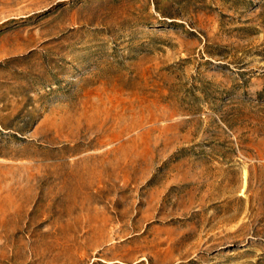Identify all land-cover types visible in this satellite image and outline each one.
<instances>
[{
	"label": "rangeland",
	"instance_id": "rangeland-1",
	"mask_svg": "<svg viewBox=\"0 0 264 264\" xmlns=\"http://www.w3.org/2000/svg\"><path fill=\"white\" fill-rule=\"evenodd\" d=\"M0 264H264V0H0Z\"/></svg>",
	"mask_w": 264,
	"mask_h": 264
}]
</instances>
